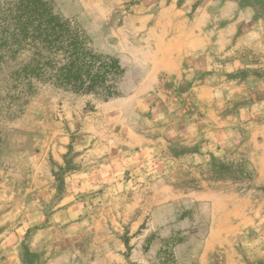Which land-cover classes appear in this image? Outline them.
I'll return each instance as SVG.
<instances>
[{
    "label": "rangeland",
    "instance_id": "1",
    "mask_svg": "<svg viewBox=\"0 0 264 264\" xmlns=\"http://www.w3.org/2000/svg\"><path fill=\"white\" fill-rule=\"evenodd\" d=\"M45 1L124 73L0 49V264H264V0Z\"/></svg>",
    "mask_w": 264,
    "mask_h": 264
},
{
    "label": "trees",
    "instance_id": "2",
    "mask_svg": "<svg viewBox=\"0 0 264 264\" xmlns=\"http://www.w3.org/2000/svg\"><path fill=\"white\" fill-rule=\"evenodd\" d=\"M32 52L15 76L38 79L80 93L117 94L124 73L120 61L92 51L82 32L49 8L45 0H9L0 5V49Z\"/></svg>",
    "mask_w": 264,
    "mask_h": 264
}]
</instances>
